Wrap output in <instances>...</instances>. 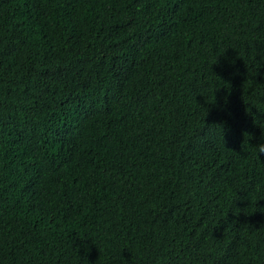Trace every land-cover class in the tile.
Wrapping results in <instances>:
<instances>
[{"label":"trees","instance_id":"trees-1","mask_svg":"<svg viewBox=\"0 0 264 264\" xmlns=\"http://www.w3.org/2000/svg\"><path fill=\"white\" fill-rule=\"evenodd\" d=\"M264 0H0V264H264Z\"/></svg>","mask_w":264,"mask_h":264},{"label":"clouds","instance_id":"clouds-1","mask_svg":"<svg viewBox=\"0 0 264 264\" xmlns=\"http://www.w3.org/2000/svg\"><path fill=\"white\" fill-rule=\"evenodd\" d=\"M258 151L262 154H264V144L258 145Z\"/></svg>","mask_w":264,"mask_h":264}]
</instances>
